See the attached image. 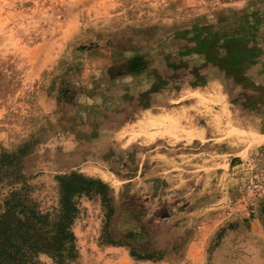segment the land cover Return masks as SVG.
I'll return each mask as SVG.
<instances>
[{
  "label": "rangeland",
  "instance_id": "374dc122",
  "mask_svg": "<svg viewBox=\"0 0 264 264\" xmlns=\"http://www.w3.org/2000/svg\"><path fill=\"white\" fill-rule=\"evenodd\" d=\"M263 159L264 0H0L1 203L106 185L74 199L68 264H264L232 222L264 224L241 193Z\"/></svg>",
  "mask_w": 264,
  "mask_h": 264
},
{
  "label": "trees",
  "instance_id": "16d2710c",
  "mask_svg": "<svg viewBox=\"0 0 264 264\" xmlns=\"http://www.w3.org/2000/svg\"><path fill=\"white\" fill-rule=\"evenodd\" d=\"M57 180L59 197L50 209L28 205L26 195L17 190L3 203L0 201V264H37L42 254L58 264H68L77 258L71 231L78 212L74 199L91 190L103 192L106 185L77 174L60 176Z\"/></svg>",
  "mask_w": 264,
  "mask_h": 264
},
{
  "label": "crops",
  "instance_id": "0c3cea01",
  "mask_svg": "<svg viewBox=\"0 0 264 264\" xmlns=\"http://www.w3.org/2000/svg\"><path fill=\"white\" fill-rule=\"evenodd\" d=\"M60 118H61V116H60ZM45 120L46 119H40L36 126H38V127L41 126ZM34 124L35 123L33 122V120H31V123L28 122L27 126L25 128L26 131H35V127H34L35 125ZM154 131H157V130L155 129ZM159 131H161V130H159ZM27 134H30V133H27ZM186 144H187L186 145V147H187L188 142H186ZM172 151H174V150L173 149L171 150L170 155L172 156V158H170V159L173 162H175V164H177V165H181V164L187 165L188 164L190 159L187 160V158H185L186 160H183L181 162L180 160L183 159V157L182 156L177 157L176 155H174V153ZM174 152H176V151H174ZM242 159H243V157H241L240 155H233V157H231L229 160H227V163L225 164L224 168L229 172H231V171L234 172L233 175L237 174L238 172L240 173L241 172L240 163H241ZM178 162H180L181 164H178ZM223 176L224 177L227 176L226 178H230V182L236 181L234 177H231L232 174H230V173H228V174L223 173ZM228 196L232 197V194H230ZM226 198H228V197H225L223 199V201L227 202ZM244 220H247V222H248V226H249L248 231H249L251 236L264 238V224H263L262 218H260L259 216L249 218L248 215L243 211L239 216L232 219V222H240V221H244Z\"/></svg>",
  "mask_w": 264,
  "mask_h": 264
},
{
  "label": "built area",
  "instance_id": "2783aa9c",
  "mask_svg": "<svg viewBox=\"0 0 264 264\" xmlns=\"http://www.w3.org/2000/svg\"><path fill=\"white\" fill-rule=\"evenodd\" d=\"M241 193L247 197V208L249 215L254 216L259 211L261 202L264 200V159L261 164L251 165L249 179L241 188ZM235 205H228V215L237 212Z\"/></svg>",
  "mask_w": 264,
  "mask_h": 264
}]
</instances>
